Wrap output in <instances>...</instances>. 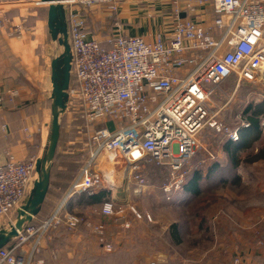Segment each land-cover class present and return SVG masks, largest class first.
Returning a JSON list of instances; mask_svg holds the SVG:
<instances>
[{
	"label": "built area",
	"instance_id": "2783aa9c",
	"mask_svg": "<svg viewBox=\"0 0 264 264\" xmlns=\"http://www.w3.org/2000/svg\"><path fill=\"white\" fill-rule=\"evenodd\" d=\"M71 51V82L65 115L83 122L87 157L62 203L40 227L28 226L11 245L0 250V264H44L35 261L46 233L64 224L74 229L77 215L68 210L73 197L111 192L101 213L129 228L125 212L116 207L119 183L134 182V194L145 189L140 170L145 163L171 175L185 170L197 154L199 135L215 127L232 141L230 132L211 116L210 101L220 86L234 79L236 87L260 79L264 71V0H173L171 32L152 41L123 32L115 0H62ZM96 5H104L111 27L99 40L91 35L88 21ZM15 92L7 94L9 100ZM2 98H0V104ZM263 125V124H262ZM244 128L248 125L243 124ZM25 137L29 136L24 129ZM115 158L112 162L104 161ZM119 158L123 168H119ZM38 158L0 164V219L14 214L27 197ZM183 176L167 186L166 193L183 190ZM135 220L143 217L130 212ZM148 219V217H147ZM100 238L106 252L113 245L104 240L101 226L85 225ZM264 264V236L254 232ZM24 246H29L25 255ZM150 264H162L161 259ZM234 264L240 258H234Z\"/></svg>",
	"mask_w": 264,
	"mask_h": 264
},
{
	"label": "crops",
	"instance_id": "0c3cea01",
	"mask_svg": "<svg viewBox=\"0 0 264 264\" xmlns=\"http://www.w3.org/2000/svg\"><path fill=\"white\" fill-rule=\"evenodd\" d=\"M35 1L0 0V98H2L0 104V164L6 162L10 157L16 160H23L28 156V158H39L48 135L49 116L47 118L45 113L47 107L41 111L37 110L35 115L36 105L31 104L29 100L31 87L34 89V93L37 94L33 95L32 91L35 99L38 98L39 107L42 105L41 101L44 105L47 104L50 94V70L47 72L44 55L46 35H48L46 17L44 23L38 15L39 13L37 14L34 9ZM172 2L173 0H115V3L119 6L117 17L123 32L130 36H141L147 41H152L157 34L161 33L168 36L172 24ZM93 33L99 40L104 38L97 32ZM260 80L261 84L264 85V71ZM47 82L49 83V90L46 89ZM10 92L16 94L12 100L7 97ZM251 96L252 94L248 93V99ZM258 98L260 102L256 104L264 101V94H259ZM247 104L246 102L245 106ZM245 106L239 111L235 125L230 127L226 124L230 132L236 131L239 135V130L249 127V123L241 115ZM39 107L37 109H40ZM33 120H36V123H33ZM261 123L263 124V122ZM243 124L248 126L244 128ZM24 129L28 130L29 139L25 137ZM227 140L237 142L232 141L228 134L222 133V135L216 136L211 141V145L209 143L206 145V142H204V149L202 148L203 145L202 147L200 145L198 164L195 169H191V172L199 170L205 176L216 161L222 163L225 158L222 146ZM201 141H203V132L199 135V144ZM201 143L203 144V142ZM212 146H214L213 149H211ZM113 159L116 160L115 158L106 159L100 162L99 165L105 163L104 161L112 162ZM120 164L121 162H119V166ZM123 164L122 162V166ZM53 167L55 166L53 165ZM53 167L50 173V185L46 199L52 186L57 183ZM60 168L57 171L60 172ZM238 170L235 173L236 177L240 179L242 177ZM99 190H95L94 193ZM108 192V200L110 201L111 192ZM70 207L71 201L68 210H70ZM71 208V210L82 209V206L77 205ZM71 213L88 215L85 212ZM100 213L98 212L102 216L103 214ZM176 222L178 221L173 223ZM117 227L122 230L120 226L117 225ZM117 227L113 226L115 230ZM219 228H215L217 237L214 233V239L208 243L199 242L198 245L191 243L187 248L185 247L186 252L180 251L186 244L183 240L176 244L168 239L163 245L155 244L150 257L144 258L141 255V250H139L141 248L139 241H135L134 244L129 241L116 242L117 235L112 240L109 239L113 245L111 252L104 251L103 253L100 247L99 249L103 254L108 253L105 255L111 261L109 264L160 263L157 262V259H161L162 264H234L233 260L236 257L240 258L239 264H260V252L255 245L254 232H259L264 236L263 227L259 231H255L245 224L235 227L224 224ZM82 231V234L77 235L79 237L77 241L73 242V247L77 251V253L74 252L73 257L78 259V264H93L97 260L92 261L94 252L92 246L84 244L88 243L85 234H88L87 231L90 230L82 225ZM118 235L121 237L122 233L119 232ZM50 239L49 241H42L36 252L40 255L37 261H43L44 264H57L59 257L70 255L71 248L68 245L69 242L67 244L55 242L53 246L50 241L52 242L55 239ZM167 247L170 252H166ZM28 249L29 246H24L22 253L20 251L18 253L25 255ZM80 253L83 254L82 257H79ZM97 262L104 264L103 261Z\"/></svg>",
	"mask_w": 264,
	"mask_h": 264
},
{
	"label": "rangeland",
	"instance_id": "374dc122",
	"mask_svg": "<svg viewBox=\"0 0 264 264\" xmlns=\"http://www.w3.org/2000/svg\"><path fill=\"white\" fill-rule=\"evenodd\" d=\"M35 1V0H34ZM37 2V3H36ZM34 5L35 11L41 17V20L45 23L47 6L40 4L39 0L35 1ZM95 10H100V13L94 11L91 15L89 21L93 27V31L98 34L105 35L111 29V22L108 18V13L104 5H96ZM44 26V25H43ZM47 36L46 51H45V64L47 67V72H49V63L51 59L59 55L61 50L57 44L52 43ZM46 89L49 90V83L47 82ZM46 90V92H48ZM37 95L34 93V89L30 88V103L36 107L35 115L37 110L41 111L46 109L47 118H50V102L47 104H42L38 106V98L35 99ZM264 85L261 84V80L257 79L250 83H242L239 87H236V81L234 79L228 80L225 84L221 85L215 96L210 101L211 104V116L220 124L235 125L238 120L239 111L245 106L246 102L257 103L260 102L258 95L264 94ZM251 93L252 96L248 99L247 95ZM48 94V93H46ZM254 94V96H253ZM28 100V101H29ZM40 109H37L38 107ZM261 129L262 137L261 142L255 143L253 149L257 150L261 145L264 144V117L262 118ZM36 123V120H33ZM224 132L222 128L221 132L217 131L215 127H206L203 131V144L200 145L204 149V142L206 145L214 140L216 136ZM29 137V136H28ZM27 137V139H29ZM214 146L211 147L213 149ZM206 148V147H205ZM87 141L85 132L83 131V122L80 119H74L71 111L68 110L67 114L63 120V127L60 134L57 154L54 162V176L57 178V183L50 189L49 195L42 208V213H40L33 220V225L31 227H40V222L46 221L50 218L51 214L57 210L59 205L62 203L69 187L75 177L77 176L82 164L87 157ZM207 149V148H206ZM209 150V149H207ZM199 152V150H198ZM192 158L189 164L184 167L186 172L185 178L182 174L183 168L178 175H171L166 169H162L154 166L151 163H145L140 170V175L145 182V189L141 194H134V182H124L119 183V189H117L118 194H115L116 207L122 209L125 212V220L129 223V228L124 230H119L117 225L120 226L121 221L113 217H108L105 215L100 216L98 212H101V207L99 206H82V209H73L70 207V212H85L86 215H77L79 219V224L74 229H70L64 224L58 225L55 228L50 229L43 241H49L50 238L58 239L56 241L58 244L65 243L70 246V255H63L58 258L57 264H78V259L73 257L75 248L73 247L74 241L79 238L77 235L83 233L82 225L91 224L92 226H101L103 228V234L105 235L104 240L110 242L114 236L117 235L116 242L129 241L134 244L135 241H139L141 248V255L145 257H150L153 252L154 245H163L165 241L168 240V227L175 221L183 222L190 220L196 213H201L205 215L206 218L210 220V228L212 239H214L215 228L224 226L228 224L229 226L235 227L241 224L247 225L255 231L264 228V161L246 165L243 164L239 166V174L242 178L237 184H222L216 187L215 191L207 195L206 203L204 206L200 207L198 204L195 208L182 209L177 204L178 198L182 194V190L176 192H165L167 186H174L180 175L183 176V180L186 184V176L191 172V169H195L198 162L199 154ZM251 152V151H250ZM121 164L119 168H123L122 161L119 158ZM60 168V172L57 171ZM228 174V173H226ZM224 175V174H223ZM230 175V174H229ZM228 177V176H225ZM89 212V213H86ZM130 212H137L143 217L140 220H135L132 218ZM192 212V214L190 213ZM50 214V215H49ZM49 215V216H48ZM76 215V214H75ZM148 217V219H147ZM14 215L9 218L0 219V226H5L7 222H12ZM36 224V225H35ZM115 224V225H114ZM113 226L117 227L115 230ZM121 228V227H120ZM195 228V227H194ZM220 229V228H219ZM119 232L122 233L121 237L118 235ZM85 234L88 243H84L87 246H92L93 255L92 261L96 259L97 261H103L104 264H109V259L104 255L99 246L101 245L100 238L95 234L93 235L90 231ZM115 234V235H114ZM216 237H217V233ZM202 234L196 230V232L189 234L186 232L182 240L186 243L180 251L186 252L189 244L194 242L208 243L204 238L200 237ZM54 246L55 242L50 241ZM75 245H77L75 243ZM166 252H170L167 247ZM83 254H79L82 257ZM86 255V254H85ZM77 261V262H76Z\"/></svg>",
	"mask_w": 264,
	"mask_h": 264
},
{
	"label": "trees",
	"instance_id": "16d2710c",
	"mask_svg": "<svg viewBox=\"0 0 264 264\" xmlns=\"http://www.w3.org/2000/svg\"><path fill=\"white\" fill-rule=\"evenodd\" d=\"M88 27L90 34L94 35L93 32L95 31H93L90 21H88ZM102 36L104 37V35ZM241 115L244 120L249 123V127L239 130L240 138L236 143L228 140L224 142V145L222 146L225 155V158L223 159L224 163L216 161L205 176L202 175L201 171L199 170H193L186 176V184L183 187L182 194L178 200H176L178 203L177 205L182 207V209H190L192 207L195 208L197 204L200 207L204 206L206 203V199L204 198L207 195L213 193L218 185L237 184L240 181L239 177H236L235 173L239 169V166L243 164L252 165L264 161V144L261 145L257 150L253 149L255 143H258L259 141L261 142L260 139L262 137V132L260 123L264 117V101L259 104L249 102L242 110ZM28 157L25 160L29 159ZM108 197L109 192L104 189H100L96 193H84L72 198L71 207L77 205L101 207L105 202L109 201ZM190 213L192 214V212ZM42 223L43 222H40V225ZM32 225L33 221L29 226ZM196 230L202 234L200 236L202 239L204 238L206 241L212 240L210 220L201 213H196L192 218H190V220L170 224L167 235L169 240H171L173 243L179 244L186 232L192 234L196 232ZM55 240L57 241L58 239L56 238ZM55 240L54 242H56ZM193 244L198 245L199 242H194ZM99 247L104 253L102 246L100 245ZM39 256L40 255L36 253L34 255V260L37 261ZM110 262L111 261L109 259V263ZM93 264L99 263L95 261Z\"/></svg>",
	"mask_w": 264,
	"mask_h": 264
},
{
	"label": "water",
	"instance_id": "95a60500",
	"mask_svg": "<svg viewBox=\"0 0 264 264\" xmlns=\"http://www.w3.org/2000/svg\"><path fill=\"white\" fill-rule=\"evenodd\" d=\"M62 0H39L46 5V28L52 43L61 53L49 63L50 118L48 135L40 157L36 161L32 187L15 209L14 219L0 226V250L13 244L40 213L50 185V173L58 149L62 122L68 103V89L71 82V51L69 34Z\"/></svg>",
	"mask_w": 264,
	"mask_h": 264
}]
</instances>
